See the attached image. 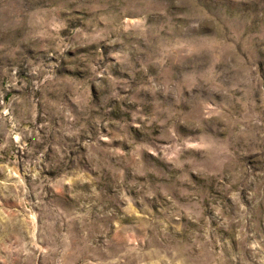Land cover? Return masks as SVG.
I'll use <instances>...</instances> for the list:
<instances>
[{
    "label": "rangeland",
    "instance_id": "374dc122",
    "mask_svg": "<svg viewBox=\"0 0 264 264\" xmlns=\"http://www.w3.org/2000/svg\"><path fill=\"white\" fill-rule=\"evenodd\" d=\"M0 264H264V0H0Z\"/></svg>",
    "mask_w": 264,
    "mask_h": 264
}]
</instances>
